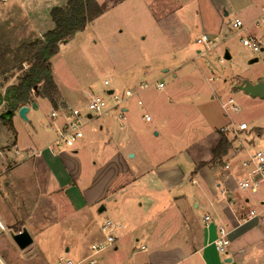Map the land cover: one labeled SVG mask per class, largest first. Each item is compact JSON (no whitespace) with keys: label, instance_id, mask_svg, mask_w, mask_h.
<instances>
[{"label":"rangeland","instance_id":"rangeland-1","mask_svg":"<svg viewBox=\"0 0 264 264\" xmlns=\"http://www.w3.org/2000/svg\"><path fill=\"white\" fill-rule=\"evenodd\" d=\"M216 1L219 16L212 0H97L102 14L88 23L84 31L62 43L58 55L51 60L52 75L62 94H79L77 99L70 100L71 104L86 111L92 97L104 100L109 108L114 106L112 97L106 94L108 90L122 94L126 90L135 92L143 84L150 87L126 103V123L119 119L118 110L111 117H96L84 127L85 144L76 156L64 146L51 144L58 134L51 117L54 108L47 98L33 94L37 108H31L28 120L15 111L4 121L7 106L0 107V216L6 217V229L0 231L3 264H57L61 255L79 259L102 236L100 229L106 220H122L125 237L116 251L109 249L97 257L101 264H136L150 254L145 237L153 228L149 222L152 213L147 212V205L139 206L140 199L128 197L132 191L126 193V177L116 179L114 189L103 195L92 211L84 209L80 219L73 217L63 202L64 189L47 187L45 164L39 174L35 173V163L42 162L45 156L39 152L48 145H52L55 156L78 160L82 177L79 191L91 188L100 171L101 179L111 182L125 170V166L121 168L113 160L118 153L126 157L130 152L126 162L142 170L145 161L141 155L131 158L136 152H153V159L166 162L204 144L207 148V140L217 148L216 142L226 137L220 129L232 124L246 123L249 128L239 137L231 136L233 146L241 141L252 150H264V99L252 98L237 88L246 80L254 84L264 82V0H226L227 4ZM237 17L248 27L246 31L233 27ZM219 29L220 36L213 35ZM205 33L210 35L211 43L199 45L197 41ZM31 35L30 27L18 12L0 6L1 96L9 86L19 84V77L27 70L23 62L28 51L21 47L33 39ZM248 35L261 42L260 52L254 53L242 45L241 38ZM227 54L231 59H226ZM255 59L258 61L252 63ZM106 80L108 87L104 85ZM158 82L165 85L162 91L154 88ZM37 90L42 93L43 86ZM59 100L55 110L66 105ZM229 100L239 106V113L226 112ZM147 113L151 122L143 119ZM100 126H104L102 131ZM230 152L217 160L213 155V161L223 165L224 158L233 155ZM175 158L167 164L179 165ZM220 172L229 176L231 187L237 188L241 196L246 195L239 192L234 172ZM188 190L193 192L190 186ZM262 200L264 186L246 204V219L250 211L260 209ZM191 206L189 209L194 212ZM126 217H133L130 231L137 229L128 244ZM240 224L235 240L227 248L236 249L240 264H264V217ZM24 229L34 243L20 250L12 236ZM143 246L146 251H142ZM211 252L218 264H231L226 260L232 254H220L214 248ZM204 261L201 255L188 258L178 252L159 260V264H205Z\"/></svg>","mask_w":264,"mask_h":264},{"label":"crops","instance_id":"crops-1","mask_svg":"<svg viewBox=\"0 0 264 264\" xmlns=\"http://www.w3.org/2000/svg\"><path fill=\"white\" fill-rule=\"evenodd\" d=\"M68 1L69 0H14L15 3H12L11 0H3L0 1V6H8L9 10L18 12V14L23 17L26 25L30 27L32 32L30 37H33L32 40L38 41L39 37L43 38L47 32L55 28V24L50 15L52 9L65 8L68 5ZM215 1L216 0H212V5L216 7L213 9L216 15L219 16L220 13ZM220 1L227 4L226 0ZM236 19H240V17ZM215 32L216 33L213 35L220 36V29ZM204 35L210 36L206 33L202 36ZM55 83L58 92L61 94L58 98V100L60 99L59 102L66 104L65 106L77 108L71 104L70 100L77 99L79 94H73L71 97H67L62 94L58 83L56 81ZM110 91L115 90H108L106 92ZM88 97L91 98L92 96L89 94ZM78 109L81 108L78 107ZM54 111L58 110L54 108L53 112ZM30 112L31 109L29 113ZM123 112L128 113L127 108L123 109L122 113ZM29 113L27 115H29ZM114 113H116V111L113 110L110 114L105 116L111 117ZM96 119L98 118L88 117L87 120H84V127L91 124ZM52 121L55 126L56 135L67 122L61 114L59 118L55 120L52 119ZM126 121L123 122L121 120L123 123H126ZM122 126L123 125H121V128ZM100 129L102 131L104 126H100ZM156 135H158V133ZM231 136L233 135L226 136L229 142H231ZM55 140L51 143L52 145H54ZM207 141L208 142H205L208 143L207 148L204 144L203 146L192 149L190 152L187 151L186 154L184 153L185 155H182L178 159L175 158L178 156H172L167 159L166 162H162V160L158 158L153 159V157H151L154 154L153 152H150V154L142 151L139 153L136 152L131 158H136L137 154L141 155V159L145 161L144 164L141 165L142 170H140L139 167L133 168L126 162L128 159L127 155L130 154V152L126 153V157L118 153L113 160L118 162L121 168L125 166V170L117 174L116 178L111 182H108L105 178L101 179L100 171L93 182V186L89 189L85 188L82 191H79V184L82 177L77 165L78 160L75 157H71L67 160L68 158L66 159V157L62 159L55 156L53 154L52 145H48L39 152L41 155L45 156L44 159L41 160L42 162L37 161L35 163L34 170L36 174H39L42 166L45 164L44 173H46V177H48V182H46L48 184L47 187L64 189L65 199L63 202L69 207L70 214L78 219L81 218L82 215L79 214H82L84 209L87 212L90 210L92 211L95 206L103 200L102 196L110 192L116 179L126 177V179H123V181L126 180V193L132 191L128 197L140 199L142 203H140L139 206L143 207L144 204L147 205V212L151 210L152 213L149 222L153 223V228L150 232L146 233L145 237L147 243L150 245L151 251L146 259L141 262L137 261L136 264H159V260H166L168 255L172 257L178 252L187 254L188 258L201 255L202 260L206 261L205 264H207V262L208 264H218L216 258L211 257L212 248L217 252L213 243L218 238V228L220 226H226L228 230L231 231L229 238L230 242L233 241V239L235 240L237 231L241 227L240 221L246 219L243 210L246 204L251 202V198L258 195L259 192L246 193V195L241 196V194L237 192V188H232L229 176L222 174L220 169L234 172L236 181L237 178L243 174V170L239 163L240 160H234L232 158L234 155H232L230 158H224L225 162H223V165L220 166V164H222L221 161L218 162L219 164H216L213 161V154L216 146L211 147L213 142L211 143L210 140ZM219 142L220 140L216 143L218 144ZM84 144L82 139L75 148H65L71 150L72 155L76 156L79 153L80 147H83ZM230 150L231 152L229 155H231V153L233 154L234 146L232 143L228 151ZM65 155L68 156L69 154L66 153ZM174 158L178 161L179 165L169 166L167 163L172 159L174 160ZM150 161H152L153 164H149ZM105 170L106 169L103 168L102 172H105ZM38 180L41 181V175ZM100 184H102V187L99 188L98 185ZM188 186L191 187L193 192L188 190ZM120 187L122 188L121 185ZM190 204L194 212L190 211ZM205 216L210 217L209 222L204 220ZM3 218L5 220L6 217L2 216L1 218L0 216V219L5 225ZM130 218L126 217V244H128L131 234L137 232V229H133V232L132 230L130 231L129 227H132L133 217ZM116 222L122 224L124 229L122 220ZM122 231L119 234L117 244L125 237ZM101 240H103V235L97 238L95 243ZM135 241L137 242V238ZM117 244L115 251L118 249ZM146 249V247H142V251H146ZM66 252H69V248L66 249ZM89 252L90 247L87 253L80 256V258L87 256ZM227 254H232V257L227 259L226 263L240 264L238 252L234 247H232L231 251L228 249ZM228 260L231 261L229 262Z\"/></svg>","mask_w":264,"mask_h":264},{"label":"built area","instance_id":"built-area-1","mask_svg":"<svg viewBox=\"0 0 264 264\" xmlns=\"http://www.w3.org/2000/svg\"><path fill=\"white\" fill-rule=\"evenodd\" d=\"M233 27L235 29L244 31L248 29V27H244V24L240 19H236L234 21ZM241 42L244 47L252 50L254 53H258L262 50L261 42L255 36H243L241 38ZM197 43L199 45L209 44L211 43V40L207 35H204L200 39H198ZM104 85L108 87L110 83L106 80L104 82ZM149 87L150 85L143 84L135 92L132 90H126L122 94L113 91L110 97H112L113 99L114 106L110 108L104 100L92 97L89 101L86 111L70 106H63L58 111H54L51 115L52 119L55 120L59 118L61 114V116L67 121L64 127L59 131L54 145L56 147L64 146L70 149L75 148L76 145H78L79 142L84 138V120H87L88 117H101L110 114V112L113 110H120L121 114L118 117L120 118V120L125 122L126 112L122 113V110L126 108V103L131 98L139 96L142 91L147 90ZM154 88L157 91H162L165 88V85L162 82H158L154 85ZM106 94H108V92H106ZM138 104L140 106L143 105L142 101H139ZM226 107H228L226 112H240V108L234 100H229L225 105V108ZM143 119L146 122L152 121V117L148 114H145L143 116ZM248 129V125L246 123H242L238 126L232 124L230 126L223 127L220 131L226 136L233 135V137H239L240 133L246 132ZM31 154L35 155L33 153ZM233 155L234 160H240L239 163L243 170V174L236 180L239 192L245 194L258 193L264 186V150H252L250 146L239 141V143L234 146ZM261 217H264V201H261L260 209H253L252 211H250L249 217L243 221L246 223L248 221L259 219ZM204 220L206 222H209L210 217L205 216ZM5 229V225L0 219V231L4 232ZM122 230V224L113 220H106L101 225L103 240L93 243L90 246V252L87 256L80 259H74L65 255H61L57 260V264H101L97 260V257L109 249H116L117 240ZM230 235L231 231H229L226 226H220L218 228V238L213 243L218 253L227 254V247L230 244ZM0 264H3L1 259Z\"/></svg>","mask_w":264,"mask_h":264},{"label":"trees","instance_id":"trees-1","mask_svg":"<svg viewBox=\"0 0 264 264\" xmlns=\"http://www.w3.org/2000/svg\"><path fill=\"white\" fill-rule=\"evenodd\" d=\"M101 14L97 0H69L65 8L52 9L50 15L55 28L47 32L42 40L38 39L37 43L31 40L21 47L28 51V57L23 62L27 70L19 77V84L9 86L4 96L0 95V107L5 104L8 111H18L23 106L33 104L34 94L47 98L57 108L58 88L52 75L51 60L58 55L64 41L84 31L88 23ZM40 85L43 86L42 93L35 90ZM230 147L231 142L223 137L214 151V159L225 156Z\"/></svg>","mask_w":264,"mask_h":264},{"label":"water","instance_id":"water-1","mask_svg":"<svg viewBox=\"0 0 264 264\" xmlns=\"http://www.w3.org/2000/svg\"><path fill=\"white\" fill-rule=\"evenodd\" d=\"M37 43V40H36ZM67 41H64L63 44H66ZM226 59H231L230 56L227 54L226 55ZM258 60L255 59L252 61V63L257 62ZM238 90L244 92L245 94L251 96L252 98H259V99H264V82H258L256 84L251 83L249 81H243L241 83L240 86L237 87ZM35 90H37V87H35ZM113 93V91L108 92V95H111ZM31 108H37V104L33 103L31 106H23L21 107L18 112L20 114V116L25 119L28 120L27 114L29 113ZM14 114L13 111H7L5 112V114L2 116L3 119H7L9 120L10 117ZM157 134V133H156ZM105 210L104 207L101 208V212H103ZM12 239L15 243V245L18 247V249L20 250H26L27 248H29L33 243L34 240L31 236V234L28 232L27 229H24L22 232L18 233V234H14L12 236ZM229 262L231 260H228Z\"/></svg>","mask_w":264,"mask_h":264}]
</instances>
